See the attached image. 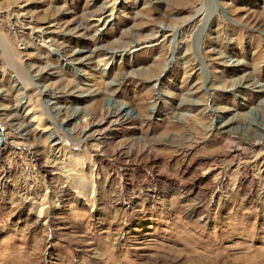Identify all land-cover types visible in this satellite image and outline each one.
<instances>
[{
	"label": "rangeland",
	"instance_id": "obj_1",
	"mask_svg": "<svg viewBox=\"0 0 264 264\" xmlns=\"http://www.w3.org/2000/svg\"><path fill=\"white\" fill-rule=\"evenodd\" d=\"M111 2L0 0V264H264L253 183L229 196L215 184L182 190L195 156L225 150L229 135L264 138V0H115L96 23ZM17 6L48 48L10 19ZM19 82H33L29 96ZM25 100L50 111L74 151V132L104 121L98 175L81 179L71 157L43 177L53 152Z\"/></svg>",
	"mask_w": 264,
	"mask_h": 264
},
{
	"label": "bare ground",
	"instance_id": "obj_2",
	"mask_svg": "<svg viewBox=\"0 0 264 264\" xmlns=\"http://www.w3.org/2000/svg\"><path fill=\"white\" fill-rule=\"evenodd\" d=\"M14 10L15 11L12 14H10L11 17L10 19H12L13 22H19V25L21 27H28L30 29V34L32 35V38L38 39L39 41H41L42 46L44 45L47 46L48 48L51 44L47 43L49 42V38L48 36H45L42 28L40 26L35 28L34 25H30L31 22L29 21L26 22L27 20L24 19L23 13L21 11L22 8L20 6L19 7L17 6V8ZM114 10H115V0L109 3L108 7H106L105 10L93 16L94 21L99 24L105 22L107 19L113 16ZM156 35H161L163 37H166L168 33H166V31L164 30L163 31L159 30L156 32L154 36ZM24 45L25 44H23L22 46ZM51 50L52 49H49L48 51ZM134 50H136V48ZM22 52L20 53L22 54ZM112 57H113V52L108 55L109 59ZM30 78H32V76ZM19 84H20L19 86L20 88H18L17 92L19 93V91H21L23 92V94L26 95V97L29 96V93L27 91L30 90L29 86L33 85V82H30L29 84L19 82ZM48 95L50 94L48 93ZM41 107H38L36 104L30 102L29 100L28 101L25 100L23 104L20 103V108L22 110L26 109L25 114L31 115L30 122L31 121L33 122V129L38 131L40 134H46V138L49 139L47 148L53 153L51 154V157L48 156L47 160H44L43 163L39 164V168L43 170V177L50 178L51 174L55 173L58 169H60L59 166L60 164L61 167L65 168L66 166L65 163L67 164V162H69V158L71 157H73V160L74 159L82 160L81 163L82 166L79 170L81 171L80 172L81 179L83 176L82 174L84 173L83 170L84 168H87L92 175L97 174L96 169L98 167V161L95 155L97 153H95L94 151L98 149V144L97 143L94 144L93 141L98 139L97 135H100L99 127L102 125L101 123H103L104 121L102 119L101 120L99 119L95 122H89L87 126L82 128L80 131L74 132L76 134L75 136H73L72 139L73 140L75 139L74 140L75 142L71 141V144L72 146H75L77 149L81 148V150L76 149L74 151L71 149V147L66 146L65 144L66 142L64 137L62 138V134L60 135L59 132L57 133V130H55L56 128L55 123L53 119H51L49 116L50 111L46 107H42V108ZM84 114L85 113L82 112L80 117L84 116ZM94 117H95L94 115H89L88 119L91 121ZM110 117H114V118L116 117V119H118L120 117H123V114H121L118 111H109L104 116V119L107 120ZM78 118L79 115L77 114V116L72 117V120H77ZM226 122L227 121H223L220 124ZM210 130L211 128L206 129V132H209ZM214 130L218 131V128L215 127ZM198 160L201 161V165L199 169L193 171L194 173H192V175L190 176L189 183L183 186L182 190L188 189L189 190V191L187 190L188 192L193 193L194 191H196L195 189L197 188V191L200 194L206 188L215 184L216 186H218V188L219 187L221 188V186L222 188L224 187L227 188L225 192L227 194L225 196H229L234 191L245 190L247 184L253 183L258 189V194L256 195V199L262 200V198H264V138L253 139V138H243L242 136L230 137L229 135L228 143L227 146L225 147V150L221 152H217L215 154L207 153V154H201L199 156H195L193 162ZM63 171H65V176L67 177L68 179L67 181L69 182L72 177V172L69 170V168ZM73 172L76 173L77 171H73ZM65 182L66 181H64V183ZM71 182L73 183L72 179L69 183L71 184ZM71 187L76 192L75 194H77L78 198H81L83 202L89 203L91 206H93V201H92L93 199L90 200L89 198L90 196L87 195V193H85L84 186L82 187L78 184L73 183V186ZM93 188L94 187H90L89 190L91 189L90 191H92L94 194ZM89 190H87V192ZM41 197L42 196L37 197L39 200V203L37 205H39V207L36 206L35 213L37 219H42V220L44 219L43 223H46L47 219L46 217H44L45 212L43 210L44 208L43 205L45 203L43 202L44 199Z\"/></svg>",
	"mask_w": 264,
	"mask_h": 264
}]
</instances>
